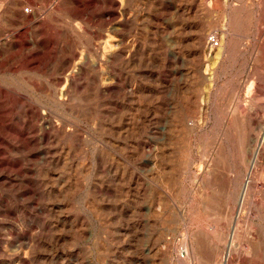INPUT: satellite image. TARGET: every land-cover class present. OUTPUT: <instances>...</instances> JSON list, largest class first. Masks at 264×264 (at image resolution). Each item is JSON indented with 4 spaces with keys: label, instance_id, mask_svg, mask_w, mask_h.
Returning a JSON list of instances; mask_svg holds the SVG:
<instances>
[{
    "label": "rangeland",
    "instance_id": "rangeland-1",
    "mask_svg": "<svg viewBox=\"0 0 264 264\" xmlns=\"http://www.w3.org/2000/svg\"><path fill=\"white\" fill-rule=\"evenodd\" d=\"M263 129L264 0H0V264H225Z\"/></svg>",
    "mask_w": 264,
    "mask_h": 264
},
{
    "label": "bare ground",
    "instance_id": "bare-ground-1",
    "mask_svg": "<svg viewBox=\"0 0 264 264\" xmlns=\"http://www.w3.org/2000/svg\"><path fill=\"white\" fill-rule=\"evenodd\" d=\"M13 13L17 16H21L22 18L26 17V8H23V5L21 3L16 2L14 8L12 9ZM29 11V10H28ZM25 26V25H24ZM200 40V39H199ZM219 40V39H218ZM221 40V39H220ZM219 40V41H220ZM203 41V40H202ZM221 42V41H220ZM218 43V46L215 47L214 45L212 46L210 43V46L213 48L212 50H219L220 44L222 43ZM203 43V42H202ZM40 44V42H39ZM38 44V45H39ZM111 44V43H110ZM112 45V44H111ZM113 46V45H112ZM119 46V45H118ZM34 47V46H33ZM117 47V46H116ZM220 47V48H218ZM225 48V47H224ZM35 51V50H34ZM113 51V49H112ZM33 52V51H32ZM229 52V51H228ZM226 53V52H225ZM224 54V51L220 50L216 53L214 59L219 58L220 56H222ZM228 55V53H227ZM225 56V55H224ZM221 58V57H220ZM112 59V57H111ZM31 61V60H30ZM37 61V60H36ZM102 61V60H101ZM39 65V64H38ZM31 66V65H30ZM110 67V66H109ZM77 76V75H76ZM71 83V82H70ZM109 83V82H108ZM72 84V83H71ZM255 84V83H254ZM73 86V85H71ZM240 107V106H238ZM247 107V105H246ZM240 109V108H239ZM238 110V109H237ZM249 113L243 111V114L247 115ZM257 115V114H256ZM255 115V116H256ZM262 116V114H261ZM235 117V116H234ZM240 117V116H239ZM258 117V115L256 116ZM245 118V117H244ZM256 119V118H255ZM261 119V118H260ZM258 120V119H257ZM185 118H182V123L185 124ZM31 123V122H30ZM251 124V122H250ZM256 124V123H255ZM260 125H263V123H258ZM253 125V124H252ZM259 126V125H258ZM252 128V127H251ZM259 129V128H258ZM262 129V128H260ZM254 130V128H253ZM259 131V130H258ZM261 132V131H260ZM48 136V135H47ZM248 140L251 144L252 147V162H251V168H250V173H248L247 176V182L245 185V188L242 192L241 198L239 199V214L243 212V210L245 209V205L248 202V191L250 190L252 192V197L249 200V204L251 207H256L257 205H259V203L261 202V200L264 199V182L262 181L261 177L263 175V171H264V129H263V133L262 134H252L250 136H248ZM26 145H28L27 143H25ZM251 153H249L250 156ZM251 157V156H250ZM232 166V165H231ZM215 170V169H214ZM209 173V172H208ZM207 173V174H208ZM212 173V172H211ZM254 173H258L260 176H256L254 175ZM211 176V175H210ZM208 178V177H207ZM206 178V179H207ZM210 179V178H208ZM203 180V179H202ZM213 196V195H212ZM250 207V209H251ZM249 209V210H250ZM234 211V209H233ZM259 212V211H258ZM234 213V212H232ZM238 216L232 218L230 220L231 224H232V232L228 235V241L230 240V246L228 248V256L227 259L225 261V264H264V231L257 229V230H251L244 232L241 231L240 229V224L242 223L240 220V217ZM233 215V214H232ZM261 215L264 217V206H263V210L261 212ZM231 217V216H230ZM262 217V218H263ZM257 218V217H256ZM243 224V223H242ZM245 224V223H244ZM259 228V227H258ZM215 228H211L212 231H214ZM244 229V228H243ZM216 232V230H215ZM217 233V232H216ZM226 233V232H225ZM223 234V232H222ZM227 235V234H226ZM199 236V235H198ZM222 237V236H221ZM196 238V237H195ZM245 238H248V242H246ZM200 239V238H199ZM207 239V238H206ZM196 240H198L196 238ZM204 240H202L203 242ZM208 243V241H207ZM210 243V242H209ZM228 244V242H227ZM253 245H256L255 248L257 247V249H253L251 247ZM198 245L196 242H193L190 239H185L184 240V246L182 247V249L185 251V256L182 257L181 253L178 255V257H175L174 260L172 258H169V260L176 264H183V263H189L192 260H195L197 257V255L200 253L198 247L196 246ZM199 246V245H198ZM170 247V246H169ZM168 248V247H167ZM181 249V250H182ZM218 251V250H217ZM221 252V251H220ZM220 252L218 254H220ZM184 254V253H183ZM199 257V256H198ZM219 257V256H218ZM217 258V257H216ZM223 258V257H222ZM200 260V259H199ZM218 261V260H217ZM201 262V261H200ZM215 264V263H214Z\"/></svg>",
    "mask_w": 264,
    "mask_h": 264
},
{
    "label": "built area",
    "instance_id": "built-area-1",
    "mask_svg": "<svg viewBox=\"0 0 264 264\" xmlns=\"http://www.w3.org/2000/svg\"><path fill=\"white\" fill-rule=\"evenodd\" d=\"M208 42L213 46L217 47L218 46V37L214 34L208 37Z\"/></svg>",
    "mask_w": 264,
    "mask_h": 264
}]
</instances>
